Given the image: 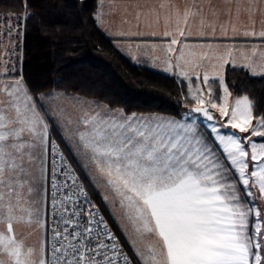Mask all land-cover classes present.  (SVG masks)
I'll use <instances>...</instances> for the list:
<instances>
[{"label":"snow or ice","instance_id":"obj_1","mask_svg":"<svg viewBox=\"0 0 264 264\" xmlns=\"http://www.w3.org/2000/svg\"><path fill=\"white\" fill-rule=\"evenodd\" d=\"M22 5V14L0 19V44L15 41L0 49V264H264V110L248 95L230 110L223 76L217 104L207 72L193 84L170 59L165 71L181 68L194 101L183 113H129L33 90L17 75L33 16L28 0ZM170 7L185 39L199 19L197 38L219 31L264 41V0L234 11L232 0L209 3L207 13L196 0ZM220 60L214 67L227 63ZM241 67L264 76L254 58ZM21 224L41 233L38 247L18 238Z\"/></svg>","mask_w":264,"mask_h":264},{"label":"trees","instance_id":"obj_2","mask_svg":"<svg viewBox=\"0 0 264 264\" xmlns=\"http://www.w3.org/2000/svg\"><path fill=\"white\" fill-rule=\"evenodd\" d=\"M28 5L33 16L23 29L20 74L33 90L67 91L129 113L176 114L193 106L183 81L135 64L116 49L97 26L98 0ZM23 11L22 0H0V18ZM224 81L233 96L248 95L264 110V76L228 67Z\"/></svg>","mask_w":264,"mask_h":264},{"label":"crops","instance_id":"obj_3","mask_svg":"<svg viewBox=\"0 0 264 264\" xmlns=\"http://www.w3.org/2000/svg\"><path fill=\"white\" fill-rule=\"evenodd\" d=\"M186 2L191 3L192 0H103L104 21L102 24L97 21L96 23L101 32L113 41L116 49L133 63L148 66L170 76H182L181 68L187 71L189 76H203L205 72L209 76H223L226 68H242L248 59L254 58L257 64L264 62V41L239 36L235 39L220 38L222 34L219 31L216 33L217 39L197 38L201 31L199 19L189 21L192 35L187 39L181 37L179 30L185 28V24L182 19L178 22L174 7L170 5L183 6ZM196 2L207 13L209 3L223 8L225 0ZM232 2L233 11L236 3H239L243 10L247 0ZM99 10L101 0H98L97 11ZM237 27L239 28V22ZM256 27L259 29V24ZM165 30L171 32L173 36L162 37ZM153 33L155 35H152ZM232 36L234 34L229 31L228 37ZM172 38L177 39L178 43L172 46L173 52L169 53L167 48ZM220 57L227 63H223L222 67H214L222 64ZM169 59L174 65L179 64L181 68H173L171 72L165 71L167 67L165 61ZM17 67L20 69V61ZM247 71L252 76H261L258 74L259 69L255 75ZM19 74L20 71L17 75ZM14 227L18 238H23L29 245L39 246L41 233L22 224Z\"/></svg>","mask_w":264,"mask_h":264},{"label":"rangeland","instance_id":"obj_4","mask_svg":"<svg viewBox=\"0 0 264 264\" xmlns=\"http://www.w3.org/2000/svg\"><path fill=\"white\" fill-rule=\"evenodd\" d=\"M3 27H4V25L1 23V24H0V28H3ZM9 43H15V41H7V40H6V41H5V44H0V49L4 48V47H5L7 44H9ZM174 77H176L178 80H181V79H182L181 81H183V83H184V86H185V88H186V91H187V93H188V96H189L190 99L192 100L191 96L189 95L188 79H186L184 76H174ZM190 77L193 78V79H192V83H193V84H196L195 76H190ZM202 77H203V76H200L201 80H202ZM219 77H220V76H209L210 81H212V83H211V87H212V90H213V95H214V97H215L214 102H216L217 104H220V103L223 102V96H224V93H223L222 89H221L220 86H219ZM256 77H258V76H256ZM223 78H224V75H223ZM193 90H195V89H193ZM205 91H206V89H205ZM236 98H238V97L233 96L232 94L228 97V103H229V106H230V110H231V106L234 104V100H235ZM192 101H193V100H192ZM193 103H194V101H193ZM193 106H194V104H193ZM193 106H192V107H193ZM212 111L214 112V115H215L216 119L219 120L220 123H223L224 121L227 120L226 117H225V118H221V117L219 116V113H218V112H215V110H212ZM204 123H207V121H204ZM262 130H264V129H262ZM224 131H225V132L235 131V132H236L238 135H240V136H246V135H247L246 133H239L238 130H231V129H229V128H225ZM253 139H256V140L259 141L260 138H256V137H254ZM97 197H98V196H97ZM256 203H257V205H259V204H260V201L257 200Z\"/></svg>","mask_w":264,"mask_h":264},{"label":"water","instance_id":"obj_5","mask_svg":"<svg viewBox=\"0 0 264 264\" xmlns=\"http://www.w3.org/2000/svg\"><path fill=\"white\" fill-rule=\"evenodd\" d=\"M201 119H203V118L201 117Z\"/></svg>","mask_w":264,"mask_h":264}]
</instances>
